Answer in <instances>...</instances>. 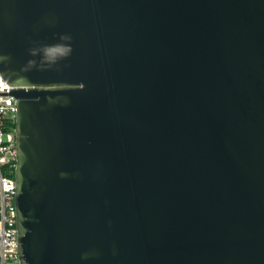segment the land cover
Returning <instances> with one entry per match:
<instances>
[{
	"label": "water",
	"instance_id": "95a60500",
	"mask_svg": "<svg viewBox=\"0 0 264 264\" xmlns=\"http://www.w3.org/2000/svg\"><path fill=\"white\" fill-rule=\"evenodd\" d=\"M0 57L21 264H264V0H0Z\"/></svg>",
	"mask_w": 264,
	"mask_h": 264
},
{
	"label": "built area",
	"instance_id": "2783aa9c",
	"mask_svg": "<svg viewBox=\"0 0 264 264\" xmlns=\"http://www.w3.org/2000/svg\"><path fill=\"white\" fill-rule=\"evenodd\" d=\"M0 264H21L17 227V165L16 98L12 91L29 89L10 83L0 72Z\"/></svg>",
	"mask_w": 264,
	"mask_h": 264
},
{
	"label": "clouds",
	"instance_id": "9594fccd",
	"mask_svg": "<svg viewBox=\"0 0 264 264\" xmlns=\"http://www.w3.org/2000/svg\"><path fill=\"white\" fill-rule=\"evenodd\" d=\"M62 40H68L69 37L63 36ZM72 53V48L70 44L58 43L53 45H47L42 48L33 49L32 55H40L41 61L39 65L35 60L29 61L31 67H39L40 70H45L46 68H51L56 65L59 61L69 57ZM7 59L6 57H0V60Z\"/></svg>",
	"mask_w": 264,
	"mask_h": 264
},
{
	"label": "trees",
	"instance_id": "16d2710c",
	"mask_svg": "<svg viewBox=\"0 0 264 264\" xmlns=\"http://www.w3.org/2000/svg\"><path fill=\"white\" fill-rule=\"evenodd\" d=\"M10 123H11V125H13V126L15 125V121H14V120H11Z\"/></svg>",
	"mask_w": 264,
	"mask_h": 264
},
{
	"label": "snow or ice",
	"instance_id": "6c2138e0",
	"mask_svg": "<svg viewBox=\"0 0 264 264\" xmlns=\"http://www.w3.org/2000/svg\"><path fill=\"white\" fill-rule=\"evenodd\" d=\"M0 84H3V82H2V81H0Z\"/></svg>",
	"mask_w": 264,
	"mask_h": 264
}]
</instances>
